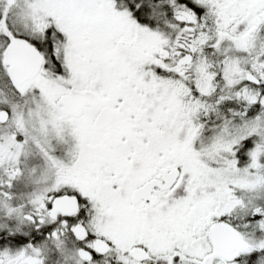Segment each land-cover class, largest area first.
Returning a JSON list of instances; mask_svg holds the SVG:
<instances>
[{"label": "snow or ice", "instance_id": "6c2138e0", "mask_svg": "<svg viewBox=\"0 0 264 264\" xmlns=\"http://www.w3.org/2000/svg\"><path fill=\"white\" fill-rule=\"evenodd\" d=\"M0 264H264V0H0Z\"/></svg>", "mask_w": 264, "mask_h": 264}]
</instances>
